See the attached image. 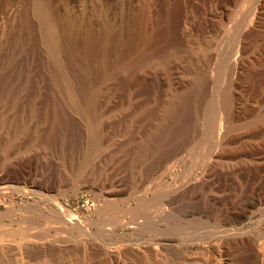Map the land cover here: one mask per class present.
<instances>
[{"label": "bare ground", "instance_id": "obj_1", "mask_svg": "<svg viewBox=\"0 0 264 264\" xmlns=\"http://www.w3.org/2000/svg\"><path fill=\"white\" fill-rule=\"evenodd\" d=\"M262 2L243 4L242 20L238 18L237 26L233 25L235 34L223 42V56L214 64L212 78L207 80L199 72L195 87L183 89L175 71L169 84L141 96L137 84L120 89L106 81L114 68L112 64L109 70V60L98 44L99 34L80 23L76 26L70 17L62 29L43 0L38 10L53 78L57 86L62 77L66 79L58 90L62 88L68 108L83 113L93 133L72 167V182L115 199L122 196L137 201L133 210L123 209L111 198L107 201L96 222L99 242L89 241L88 224L73 214L72 229L68 224L30 228L35 222L29 221V226L8 230L6 235L20 240L17 243L7 241L1 231L0 264H64L52 253L72 251L81 244L106 251L108 264H264V84L252 81L248 87L250 78L243 83L238 79L240 64L253 51L245 39ZM63 52L68 56L65 61L60 58ZM210 57L205 58L209 66ZM117 68L112 73L115 78ZM98 77L105 85L96 87ZM210 86L213 91L208 93ZM58 100L44 108L33 106L35 121L2 105L0 126L10 125L18 136L31 133L32 148L48 149L60 140L67 145L65 125L70 121L66 106ZM17 146V139H9L6 154L14 153ZM148 186L153 192L150 198L145 197ZM25 190L28 196L37 194L35 188ZM118 229H129L131 236L106 240V233ZM75 232L84 235L82 241L73 238ZM19 251L25 256H17ZM36 254L42 255V261Z\"/></svg>", "mask_w": 264, "mask_h": 264}, {"label": "rangeland", "instance_id": "obj_2", "mask_svg": "<svg viewBox=\"0 0 264 264\" xmlns=\"http://www.w3.org/2000/svg\"><path fill=\"white\" fill-rule=\"evenodd\" d=\"M249 1L46 0L48 12L58 21L61 28L64 21L70 17L76 26L80 23L85 30L100 35L98 44L105 51L107 61L109 60V70L112 71L114 68L115 73L116 63L119 64L117 77L112 75V71L110 72L112 77L110 75V80L106 81L111 82L110 84L113 82L118 84L116 88L120 87V89L137 84L141 96L153 93L159 88L158 91L169 84L170 76L175 71L182 78L183 89L195 87L199 72L207 80L212 78L213 70L215 74L213 69L216 67L215 63H219L223 56L225 49L223 42L235 34V26L242 20L241 11L244 9L242 7H245L243 4L247 7ZM42 2L43 0H0V107L4 105L1 108L6 106L23 119L32 118L35 121L32 110L37 105V108H44L46 104L58 100L61 96L59 104L63 102L61 106L63 105V108L66 106L64 109L69 118L68 122L70 121L65 125L68 144H62L60 140L48 149L39 147L37 149L35 146L32 148L31 133L18 136L10 125L0 126V217L4 218V221L0 222L2 228L0 233L2 231L5 236L13 229L29 226V221L35 222L29 226L30 228L68 224L72 229L74 225L70 215L73 214L88 224L89 241L99 242L97 238L100 237V233L97 231L96 222L101 217L107 201L111 198V202L113 199L121 203L123 209L128 207L126 210H133L137 200L128 197L125 201L122 196L115 199L111 195L76 186L72 182V167L80 159L81 152L89 144L93 133L83 113L78 109L68 108L67 102H64L62 88L60 91L58 87L62 86L66 79L62 77L61 84L57 86L53 78L47 57V46L42 38L41 16L38 10ZM239 4L242 5L241 8ZM237 13L241 15L238 14L236 18ZM234 20L237 21L236 24ZM251 27L252 31L245 42L253 47L251 49L253 51L246 55L247 59L242 61L238 69L240 83L245 82V79L248 81L251 79L248 87L250 82L252 85V81L258 85L264 84V49H262L264 48V0L258 17ZM103 29L104 32L101 33ZM76 54H80V50L76 51ZM207 56H212L210 57L212 68L205 60ZM67 57L64 52L60 54L62 61ZM147 68L149 70H146ZM159 71L162 73L159 74ZM204 71L208 74L207 77L205 73L202 74ZM219 74L222 75V69ZM149 75H152L153 79ZM106 81L98 77L95 82L96 87L105 85ZM157 82L159 85L156 84ZM207 90L208 93L213 91L211 86ZM11 138L17 139L18 148L14 153L7 155L5 146ZM25 188H35L38 195L28 196L25 194ZM144 190L145 197L150 198L153 194L152 189L148 186ZM5 230L7 233H4ZM75 233L73 238L82 241L84 235ZM106 235V240L129 238L131 231L118 229ZM6 237L7 241L15 240L8 235ZM17 241L20 240H15V243ZM15 245L13 247H16ZM75 248L72 251L52 253V257L64 264L68 262L75 264L81 260H86L90 264L109 263L110 256L104 250L86 249L87 247L82 244ZM21 252L17 256L24 257L25 252ZM35 256L42 261L41 254ZM125 260L129 261L130 258L125 257Z\"/></svg>", "mask_w": 264, "mask_h": 264}]
</instances>
